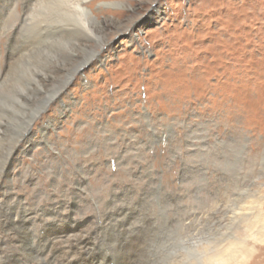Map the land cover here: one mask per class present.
<instances>
[{
    "label": "rangeland",
    "instance_id": "1",
    "mask_svg": "<svg viewBox=\"0 0 264 264\" xmlns=\"http://www.w3.org/2000/svg\"><path fill=\"white\" fill-rule=\"evenodd\" d=\"M43 4L24 21L22 4L0 13V161L20 144L0 204L44 201L34 192L56 173L87 228L113 192L145 198L147 264L184 253L174 226L195 211L220 264H264V0Z\"/></svg>",
    "mask_w": 264,
    "mask_h": 264
},
{
    "label": "bare ground",
    "instance_id": "2",
    "mask_svg": "<svg viewBox=\"0 0 264 264\" xmlns=\"http://www.w3.org/2000/svg\"><path fill=\"white\" fill-rule=\"evenodd\" d=\"M68 1L71 3V0ZM19 4H22L20 16L24 21L26 17L40 10L43 0H0V13L4 15L15 12ZM42 7L46 6L43 4ZM79 8L84 14L92 13L87 7ZM78 13L79 23L82 21V25L87 27L83 14L80 11ZM76 71L71 70L67 73L70 76ZM38 113L39 110L26 124L30 125ZM1 133L0 130V135ZM16 146L19 149L20 144L17 143L11 148L10 157L3 164L0 185L3 178L9 174L11 157L13 152L18 150ZM31 177L29 174L24 176L26 181ZM57 180L55 173L49 180L53 187L51 192L43 191L41 188L35 190L34 195L37 199L42 195L45 199L32 202V207L25 206L18 198L15 199L11 192L6 202L0 204V264H113L111 256L107 257L103 252L105 249L102 251L100 247L104 240L101 237L105 234L112 237L111 247L115 248L117 264L150 263L145 258L144 248L153 231L154 222L151 213L141 206L145 198L140 197L136 201L132 198V191L113 192L108 204L100 211L98 222L87 228L88 218L74 215L76 207L74 182L70 180L71 185L66 186ZM120 200L122 202L119 203ZM148 214L151 216L148 217ZM186 220V226H183L181 222ZM176 223L178 226L174 227L180 230L181 245L189 243L190 246H183L182 255H175L167 261H154V264L221 263L218 257L221 250L212 249L208 252L204 250L203 222L199 212H188ZM217 223L223 224L219 220ZM262 228L261 224L258 229ZM248 241V237L244 238L241 246L246 247V254H251L253 249L247 247ZM192 249L195 254H192ZM234 254L235 248H232L226 257L232 258Z\"/></svg>",
    "mask_w": 264,
    "mask_h": 264
},
{
    "label": "snow or ice",
    "instance_id": "3",
    "mask_svg": "<svg viewBox=\"0 0 264 264\" xmlns=\"http://www.w3.org/2000/svg\"><path fill=\"white\" fill-rule=\"evenodd\" d=\"M83 24V22L81 21L80 22V24H76L75 22H73V27H79V26H81ZM69 25H67V24H63V25H61V27H68ZM85 28H86V25H83ZM59 47H66V45H58ZM3 170V162L2 161H0V171H2Z\"/></svg>",
    "mask_w": 264,
    "mask_h": 264
}]
</instances>
